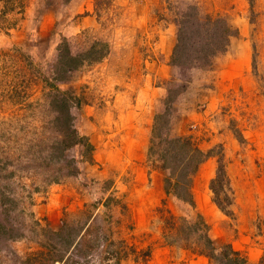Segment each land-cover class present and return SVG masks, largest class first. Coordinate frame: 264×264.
Segmentation results:
<instances>
[{"label":"rangeland","instance_id":"rangeland-1","mask_svg":"<svg viewBox=\"0 0 264 264\" xmlns=\"http://www.w3.org/2000/svg\"><path fill=\"white\" fill-rule=\"evenodd\" d=\"M3 10L0 264H112L109 238L119 264H264V0H0ZM64 38L75 56L62 70ZM92 42L106 55L84 56ZM70 131L94 147L79 176L56 162L81 157ZM178 136L211 155L186 159L176 143L168 171L157 149ZM218 157L229 215L209 189ZM199 215L216 248L191 224Z\"/></svg>","mask_w":264,"mask_h":264},{"label":"trees","instance_id":"trees-1","mask_svg":"<svg viewBox=\"0 0 264 264\" xmlns=\"http://www.w3.org/2000/svg\"><path fill=\"white\" fill-rule=\"evenodd\" d=\"M2 1L4 3H7V2L13 1V0H2ZM2 12H3V14L0 13V17H3V15H6V13H5L6 11L5 10H3ZM2 28H3V26L0 25V29H2ZM227 32H231V31H230L229 28H227V27L225 28L224 27L223 32H222V35L225 36L227 34ZM181 40L182 39L180 37L178 39V45L179 46H180V43L182 42ZM60 45L62 47L64 46L65 49H63L62 47H59V48L63 52L65 51L64 54H65V56L66 55L67 56L64 57V61L60 59L57 62H60V67H61L62 70H64V66L66 64V61L68 60V59H65V58H67V57L69 58L70 57V59L72 60L75 55H72L71 54L70 56H68V54H69V51H68L69 50V45L67 43L66 38H64L63 43L60 44ZM99 46L100 45L97 42H92L89 45V48H88L89 50L86 53H84V56H86V57L93 56L92 53L95 52L94 50H97V49L101 50L98 53V54H100L98 56V58H100L101 56L106 55V49H104L105 47L104 46L99 47ZM47 81H48V79H47ZM49 86H51L52 88L58 90V87L56 86V84L52 80H50V79H49ZM61 94H62V98L63 99H65V98L71 99V100L75 99L78 103H80V100L77 99V97L75 95H72V93L69 92L68 90L61 91ZM55 112H57L59 115H65L64 112L63 113L61 112V110L55 111ZM58 114L57 115L55 114V115L57 116L58 119H60L61 116H59ZM157 117H159V115H157ZM156 127H157V123H155L153 125V129L156 128ZM70 133H71L72 138H74L73 141L75 139L77 140V141H74L72 143V145H76V144L80 143L82 146H84V149H83V152L81 154V157H80V159H76L75 157H73L72 159H66L64 157H61V158L57 159L56 162L60 165V168L61 169L65 170V173L68 176H79V174H80L79 163H84V162L92 163L93 162V150H94V147H93V145L91 143L88 142V140L86 139V136L85 135L77 136L76 133H75V131H70ZM176 143H177V147L178 148H180V149L182 148V149L186 150L183 153L184 158H186V159H188V156L187 155H188V152L189 151H192L193 154H195V155L196 154H203V157L200 159V161H203V159L205 158L204 156L211 155L210 154V151L204 152L200 148L198 149L197 147H193V144H192V141H191V138L190 137H186V136L181 137V136H178L176 138L166 139L165 140V143H164V146L161 149H159V150L157 149V151H158V158H157V160L159 162H161V165H162L163 168H167L168 167L169 168L168 171L171 168L169 162L170 161H174L173 158H174L175 152H176V149L174 148V144H176ZM186 147H187V149H186ZM153 152H154V149L150 153L152 154ZM217 162H218V165L216 167L215 176L212 177L211 180L209 181V189H210V191L212 193V202L225 215H229L230 214V211H229V209L225 205V203H228V196L225 193V189L227 187V180H226V173H225V169H224V166H223L221 157H218L217 158ZM62 176H66V175L65 174H62ZM171 176H173V175H169L168 174V176L165 177V182L168 183L167 184V187H166V192L168 194H172L176 190V188H175L176 187L175 186L176 183H174V186H172L173 188H171L170 190L168 188L169 183L172 180V177ZM223 194H224V197L222 196ZM0 195H2V197H0V200L9 201V199H8L9 197L6 196L7 194H5V192L0 193ZM109 200H111V197L108 198V202H109ZM190 202L193 203L192 198H190ZM107 216L109 217L110 215L107 214ZM199 217H200L199 219H196V220L192 221L191 224H194L195 226L198 227L199 237H201L202 239L205 240V244L207 245V247L209 246V248H211V249L216 248L215 245H212V239L210 238V235H209V225H208V223L202 218V216L199 215ZM110 219H111V217L108 218V224H110V222H111ZM0 229L1 230H5L4 226H0ZM69 231H71V230H69ZM107 231L110 234V237H112L111 236L112 230L108 226H107ZM105 238H107V236H105ZM95 239L96 240H95L94 244L96 246V241L98 240V238H95ZM111 243H112V240H110V238H109L108 239V247L109 248H108V250H107V248L105 249L106 250V253H105L106 256L105 257H106V259L108 261L115 260V262L113 261L114 263H112V264H119L120 259H122L126 255H124V254H121L120 255V252L121 251H117L116 249L110 248V244ZM145 256H148L149 257L150 256V253L147 251L145 253ZM144 264H151V263H147L144 260Z\"/></svg>","mask_w":264,"mask_h":264}]
</instances>
